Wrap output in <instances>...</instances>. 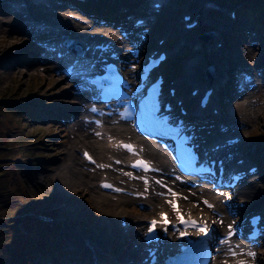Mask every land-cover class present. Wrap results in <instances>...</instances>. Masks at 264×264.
<instances>
[{
  "label": "rangeland",
  "instance_id": "1",
  "mask_svg": "<svg viewBox=\"0 0 264 264\" xmlns=\"http://www.w3.org/2000/svg\"><path fill=\"white\" fill-rule=\"evenodd\" d=\"M5 1L8 0H0V51H3L0 54V92L7 91L9 98L23 96L18 101L19 104L25 103V100L31 98L33 100L32 105L37 106H33L29 114L20 112L15 115L4 114L1 117L5 121L3 125L12 143L24 138V142H31L33 143L32 147L41 149L40 152L35 153L38 159L34 160L39 165L26 169L27 172L31 173L27 177V186L31 187V192L35 196L40 199L44 198L46 202L53 205L52 212L43 213L45 214L43 217L55 216L53 220L43 219L44 223H50L53 228V239L48 238L51 249L33 254L28 258V264H64L63 259L67 256L65 251L71 249L75 241L80 246H87L89 243L95 245V241L100 238L103 231L112 233L114 226L119 227L118 234L126 236V242H133L136 232L124 233V230L120 228L119 216L124 215L128 219L132 218L131 216L141 211L140 205L145 204L144 202L133 200L128 211L118 209L109 216L91 197L92 194H99L97 189L101 178L106 177L115 182L112 175L106 173L107 169H101L102 172L97 173L93 181L86 184L87 189L85 190L79 188L82 187L79 183L67 180L64 164L58 158L61 152L66 151L65 147H69V139L66 135H63L65 129L60 130L58 125L66 126L67 130L73 125L75 118L71 117L70 114L75 107L70 102L74 101V94L65 80L62 81L60 88L49 90L47 86L42 84L39 76L34 73L25 76L23 70L27 68L26 64L31 62L39 65L40 75H46L43 71L44 66L40 65L34 57L37 54L34 43L37 35L22 32L19 38L20 41L9 38L12 36L11 29L19 32L21 28L19 26L3 25L19 21L9 12H5ZM45 2L49 5L52 4L51 2ZM100 2L101 4L98 5L104 7V2ZM95 3L94 0H87V11H82L70 2L60 3V1L54 0L55 6H58L59 9L55 6H49L47 9L53 10L52 17L62 14L65 7L73 9L74 11L67 14L68 18L83 22L88 28L87 37L91 41H104L106 39L114 41V37L115 39L117 37L123 39L121 34L123 28H120L115 34L113 29L117 24L115 21L108 22L107 19H104L105 15L102 12L94 10L98 6ZM206 5H210L212 9H207ZM234 5L233 1L228 0H170L163 8L158 21L152 23L154 28L151 32L152 45L150 46L151 48L154 47L161 38L166 39L164 47L169 53V59L162 70L166 72L165 69L168 66L171 67V72H166L169 78L168 82H173L177 77L182 76L183 72L189 68L190 63L194 61L198 62L197 72L204 74L201 77L202 79H205V71L209 65H212L215 74H218V65L225 73L227 68L232 66L236 69L240 67L244 71L254 73V88L244 92L228 90L227 93L224 92L218 96L219 99L216 101L218 113L221 112L222 105H225L227 119L218 120L210 116L205 122L206 126L199 127V130L208 132V142L218 136L219 132L212 130L215 125L227 128L222 132L226 135H239L241 140L236 146L234 152L237 155L233 159L244 157L251 162V165L256 164L258 166V172L248 178V181L252 183L249 194L242 193L241 188L234 189L230 194L227 193L220 202L222 206L229 205V209L227 213L219 210V216L227 214L238 219L232 224L233 226L231 225L232 227L239 225L252 212H261L264 216V35L260 32L253 33V31H250L252 29L247 26L249 22L244 19H230L229 12ZM171 9L178 23L173 22L172 27H169L165 22L168 17L167 13ZM7 10H9L8 7ZM86 12L94 15L96 19L87 16ZM182 13H191L193 18L199 20V26L190 31L185 30L181 22ZM129 20L133 21L132 19ZM56 21L59 24L63 23L59 18H56ZM203 32H214L217 36H214L208 42H203L198 39V36ZM8 41H13L17 46L6 47ZM218 43H222L223 46L218 47ZM126 53L129 54L130 52L126 51ZM214 58L218 60V65L214 64ZM15 67H20L23 72H14ZM57 72L61 77L59 71ZM255 91L258 92V96H255ZM236 101H241L244 104L236 105ZM122 138L131 139L132 137ZM81 148L92 151L91 148L83 144L76 145L73 153L80 159L82 158ZM27 149L33 148L29 147ZM93 153L100 165L106 168L110 154L106 152L103 155ZM112 158L124 164V157L112 156ZM80 162L84 165L82 159ZM87 168L89 170L95 169L94 166H88ZM157 169L159 171L163 170L160 166H157ZM170 172L175 174L173 167L170 168ZM132 176L141 178V175L138 176L134 172ZM153 179L157 181V177L154 175ZM73 183L76 187L72 185ZM117 184L127 188V185L122 182ZM170 195L171 191H168L167 200ZM110 197L120 199L117 194H110ZM253 203L256 205H253ZM208 205L214 206L212 202H209ZM198 210H202L207 214L211 213L207 208ZM157 211L155 210V213L143 216L141 222L151 216L157 217ZM239 214H242V216ZM100 225H102V228H99ZM225 226L228 228L230 225ZM222 228L224 229L221 231L226 229L225 227ZM138 232L140 235V230ZM79 237L81 239H78ZM109 245L110 243H107L106 247H109ZM105 249L103 250L105 251ZM242 249L245 252L239 257V261L245 262V264H264V245L257 248L256 258H250V260H248L249 255H247L248 249ZM128 250L129 247L126 248V251ZM69 254L74 253H68V256H70ZM91 260L88 262L91 263Z\"/></svg>",
  "mask_w": 264,
  "mask_h": 264
},
{
  "label": "bare ground",
  "instance_id": "2",
  "mask_svg": "<svg viewBox=\"0 0 264 264\" xmlns=\"http://www.w3.org/2000/svg\"><path fill=\"white\" fill-rule=\"evenodd\" d=\"M26 2L25 6L19 5V9L17 12L13 14V17L20 20L19 22L14 21L15 23L12 24H3L4 26L10 25V26H19L21 30L15 31L14 29H11V35L9 38L12 40L20 41L19 38L22 35V32H29L34 33L35 35L40 33H48L51 35H57V38H52L51 40H59V39H75L82 45V49L86 50V46L91 44L92 41L87 37V30L88 28L85 26L84 23L76 20V19H69L68 15L70 12L73 11V9L69 7L63 8V13L56 15V17H52L51 14L53 13V10H49L46 8V3H44L42 0H24ZM104 1L105 5L109 7L110 9H113L114 11L118 12V9L121 8L119 11L120 13L128 12L131 9L136 8V5L140 4V1L142 0H102ZM147 1V0H145ZM170 0H167V4ZM8 6V4H5ZM36 8H35V7ZM140 6V5H139ZM55 8H58V6H55ZM141 10V6L137 8V11ZM167 20L165 24L169 27H172V23L176 22L175 14L172 13V9L167 13ZM56 18H59L63 21V23L59 24L56 21ZM128 19H126V24ZM34 23L38 24L37 26L34 25ZM123 25H116L113 29L115 34L118 32L119 28H121ZM115 42L113 44H116L118 46H123L124 41L120 38L115 37L113 38ZM104 41H110L109 39H106ZM102 41H95L94 43H100ZM112 42V41H111ZM19 45V44H18ZM7 46H17L13 41H8ZM7 49V48H6ZM122 49V48H121ZM3 51H0V54ZM123 52V50H122ZM87 53V52H86ZM214 64L218 65V60L214 58ZM27 68H24V72L20 67H15L13 70L14 72H23L25 76H30L31 73H34L35 75L39 76V78L42 81V84L44 86H47L49 90H55L57 88H60L62 81L64 80L61 78L58 74V72L53 68H43V71L46 73L45 76L39 74V66L37 63L31 62L26 64ZM198 66V62L194 61L190 63L189 68L183 72L182 76H179L176 78L175 87L178 91L177 98L181 100V104L184 105L189 109V111L195 112L197 111L201 115L194 120V124L196 127V132H199L200 134V144L198 145L200 148L203 145V142L208 141V132L206 130L202 131L199 130L200 126H206V121L209 116H213V118H216L218 120H225L227 117L225 116L226 108L225 105H222L223 108L220 109V113L218 115H212L208 112V108L204 110H200L196 103V97L191 96L190 93L193 90V88L197 87L202 90V88L208 87V83L206 79H202L201 77L204 75L201 72H197L196 67ZM257 67V66H256ZM124 70L127 74H130L128 70H132V68H126L124 67ZM217 70L219 73V76H217L214 80L213 89L214 93L211 96L210 99V105L213 106L216 103V96L219 90L216 88L222 87L223 88L228 85L227 80L223 83V73L222 69L217 66ZM244 70V69H243ZM247 73H250L246 71ZM201 93V91H200ZM255 96H258V92L255 91ZM84 97L82 96H75L74 101H71L70 103L75 107L73 109V112L70 114L71 117L73 116L75 118V121L71 128L67 130V127L64 125H58L60 130L65 129V133L63 135H66L69 139V147H65L66 151L61 152L58 158L59 161L63 162L65 170L67 172V180H70L74 183H79L83 190L87 189L86 184L93 181L97 173L102 172L101 166L95 167L94 170H89L87 167L89 165L86 164L85 160L83 158L82 161L84 163L81 164L80 158L76 156V154L73 153L74 147L78 144H83L89 148L93 152L99 153L100 155H103V153L108 152L111 155H117V156H123L125 155L124 149L121 148V146H118L113 141H108V139H112V134H123V135H130L133 139H137L139 143L142 144V151L146 154V156L153 160V162L161 166L163 168L162 172L159 171H153L151 175L157 177V181L153 180L151 177V180L149 183H145L143 181V178L146 174H143L141 179L133 177L128 178L126 177L122 169H126L125 164H120L116 161H113L111 159H108L107 161L112 164V166H109L106 171V173L112 175V177L115 179V181H119L122 183H125L129 185V188L133 190V193H131L129 196L125 194H120V199H113L110 197V192L103 191L98 186V193L97 195L92 194L91 197L93 198L94 202L104 210V213L111 216L112 213H114L118 209H122L124 211H128L131 207V203L133 200H140L141 202H144L145 205L141 209L139 213H137L134 216H131L132 218L127 217L128 221L130 222V227L128 228V231L131 233L133 231L136 232L133 242H126V236L122 234H118L119 227L114 226L113 232L110 233L109 231H103V233L100 235V238L95 241L96 244H88L87 246L83 245H77L76 241L74 242L71 249L66 250L65 253H67V256L63 259L64 264H73L76 262L77 264H86L85 260L95 259V261L92 262V264H120V263H127V264H142L141 259L142 255L144 254L143 248H142V239L139 235V230L142 229L141 218L147 214H153L155 213V210H158V214L161 210H170L171 208V201L173 198V195H170V202L167 201V192L171 189L174 192L179 193V200H180V207L183 211H185L187 214H192L193 216L198 217L201 220H207V222L214 224L216 229L215 231L210 235L209 237V243H211L213 240H215L219 236V232L222 229L223 225H232L235 221H237V217L235 216H229V215H223L219 216L218 211L222 210L224 213H227V210L229 209V205L222 206L221 201L223 200V196L215 195L214 191L209 189L208 187H193L185 185L179 180L172 176L166 167L171 165V162L169 158L163 153V151L155 144L146 142L145 140H142L139 138L137 134L132 132L128 126L124 129H117L112 126H107L104 129L99 128L95 124L98 121V118H92L89 119V121H85L84 118L81 116V109L79 107H82V100ZM244 104L241 101H236V105H242ZM227 107V106H226ZM191 118V119H190ZM193 115L189 116L190 122H192ZM93 126L95 125V129H92L90 124L93 123ZM190 122H187L190 124ZM227 128L222 129L218 125L213 126L212 130L222 133ZM191 134H194V130H189ZM67 132V134H66ZM235 135H230L227 137H234ZM106 137L108 139H106ZM82 149H80V153L82 152ZM229 152H233L234 155V147L231 146L228 148ZM220 152V151H219ZM82 157V156H81ZM240 157L236 158L235 160L239 159ZM221 159L229 163L230 160L226 159L225 155L222 154ZM247 168H250L252 166H246ZM226 172V170H225ZM107 179V178H101ZM99 180V182H100ZM110 180V179H109ZM72 185H75V184ZM99 185V184H98ZM252 183L251 181H246L244 179L240 180L237 184V188H241V192L245 194L250 193ZM76 187V185H75ZM236 188V189H237ZM144 192H149L148 194H145ZM118 195V194H117ZM202 197H206L210 200L214 201L215 207L212 208L206 202L202 200ZM253 205H256L253 203ZM195 208H207L211 213L207 214L203 212L202 210H198ZM197 210V211H196ZM242 212V210H241ZM242 216V214H239ZM120 217V216H119ZM150 218V217H149ZM148 219V218H147ZM241 227L243 226L242 223H239ZM99 228H102V225L99 226ZM228 230V229H227ZM225 233V231H224ZM78 239H81L80 237ZM94 241V239H92ZM175 240L174 236L170 235L167 239L162 240L160 243L157 244L160 252L164 248V246L167 243H171ZM110 243L109 247H106V244ZM102 247V249H101ZM129 247V250L126 251V248ZM104 248L105 251L103 250ZM237 247H231L230 250H234ZM68 253H74L69 254ZM234 256L231 258L234 261L229 263H224L222 261H219L220 256H217L216 263L215 264H241V261H237L240 256L244 254L242 249H235ZM250 260V258H248ZM120 262V263H119Z\"/></svg>",
  "mask_w": 264,
  "mask_h": 264
},
{
  "label": "trees",
  "instance_id": "3",
  "mask_svg": "<svg viewBox=\"0 0 264 264\" xmlns=\"http://www.w3.org/2000/svg\"><path fill=\"white\" fill-rule=\"evenodd\" d=\"M236 1L243 4L238 15L254 23L255 30L264 31V0ZM22 98H9L7 91L0 92V264H28L33 254L51 249L48 238H53V228L43 221L55 218L43 217V213L52 212L53 205L35 196L27 186L30 173L26 169L38 164L34 162L38 159L35 153L41 149L24 142V138L12 143L1 117L30 112L35 106L33 100L29 98L19 104Z\"/></svg>",
  "mask_w": 264,
  "mask_h": 264
},
{
  "label": "snow or ice",
  "instance_id": "4",
  "mask_svg": "<svg viewBox=\"0 0 264 264\" xmlns=\"http://www.w3.org/2000/svg\"><path fill=\"white\" fill-rule=\"evenodd\" d=\"M93 111H95V109H92ZM124 147L128 148L130 151L133 150L132 149V146H127L125 145ZM86 158L90 159V157H87V153L85 154ZM133 166H140V167H144L146 170L148 169V165L143 162V161H138L136 165H133ZM210 206V205H209ZM179 219V217H178ZM181 223H189V224H192L193 226H195V223L192 222V221H184V220H180ZM156 221H152L150 222L149 226H148V229H147V232L148 234H153L155 232V225H156ZM201 233H205L207 232V226L204 225V226H201L199 229H198ZM181 235H184V233H181ZM232 235V226L230 225L229 226V236ZM248 255H255L254 253H248ZM241 264H245V262H241Z\"/></svg>",
  "mask_w": 264,
  "mask_h": 264
},
{
  "label": "water",
  "instance_id": "5",
  "mask_svg": "<svg viewBox=\"0 0 264 264\" xmlns=\"http://www.w3.org/2000/svg\"><path fill=\"white\" fill-rule=\"evenodd\" d=\"M213 36V33H211V36H206V34H203V35H200V38L203 39L204 41H208L209 38H211ZM212 74H213V69L212 67H209L208 70H207V75L209 78L212 77Z\"/></svg>",
  "mask_w": 264,
  "mask_h": 264
}]
</instances>
